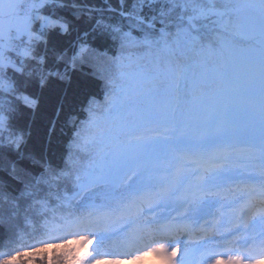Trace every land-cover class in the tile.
<instances>
[{"label": "snow or ice", "instance_id": "1", "mask_svg": "<svg viewBox=\"0 0 264 264\" xmlns=\"http://www.w3.org/2000/svg\"><path fill=\"white\" fill-rule=\"evenodd\" d=\"M79 238L264 260V0H0V261Z\"/></svg>", "mask_w": 264, "mask_h": 264}, {"label": "trees", "instance_id": "2", "mask_svg": "<svg viewBox=\"0 0 264 264\" xmlns=\"http://www.w3.org/2000/svg\"><path fill=\"white\" fill-rule=\"evenodd\" d=\"M111 2L115 5L116 0H111ZM94 92H99L98 84L86 75H78L73 77L70 84L65 83L62 89L57 90L52 103H55L58 99L67 109L72 106H78L85 95ZM52 103L46 104L45 111L36 120L37 130L41 134L44 132L49 117L55 119L52 116ZM57 242L50 241V244L47 246L39 249L37 252L26 254L20 260H31L33 264H64L67 260H71L75 264H81L79 258H82L86 254L92 244V241L86 238L68 239L60 243ZM36 257H42V259H36Z\"/></svg>", "mask_w": 264, "mask_h": 264}, {"label": "rangeland", "instance_id": "3", "mask_svg": "<svg viewBox=\"0 0 264 264\" xmlns=\"http://www.w3.org/2000/svg\"><path fill=\"white\" fill-rule=\"evenodd\" d=\"M160 257L163 258L162 264H172V259L174 257V253L169 254L162 251L155 252ZM155 253L147 252L144 254H141L139 258H137L135 255H119L117 258L112 259L111 257H107L105 259H101L95 262V264H145L146 261H151L153 259H156ZM81 261V258H79ZM0 264H33V261L27 260L22 261L17 258H13L12 260L8 261H2ZM64 264H75L71 260H67L64 262ZM217 264H224L222 261H217ZM233 264H238V262H233ZM256 264H264V260H260L256 262Z\"/></svg>", "mask_w": 264, "mask_h": 264}, {"label": "clouds", "instance_id": "4", "mask_svg": "<svg viewBox=\"0 0 264 264\" xmlns=\"http://www.w3.org/2000/svg\"><path fill=\"white\" fill-rule=\"evenodd\" d=\"M155 255H156V259H153V260H151V261H146L145 262V264H162V261H163V258L162 257H160L158 254H156L155 253Z\"/></svg>", "mask_w": 264, "mask_h": 264}]
</instances>
